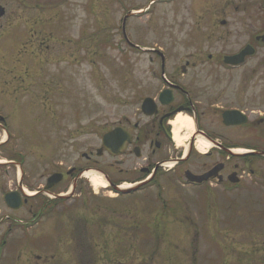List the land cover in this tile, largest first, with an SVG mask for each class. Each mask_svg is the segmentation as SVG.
<instances>
[{
  "label": "rangeland",
  "instance_id": "obj_1",
  "mask_svg": "<svg viewBox=\"0 0 264 264\" xmlns=\"http://www.w3.org/2000/svg\"><path fill=\"white\" fill-rule=\"evenodd\" d=\"M0 5L6 10L0 19V143L5 130L10 134V141L0 144V160L24 164L30 193L40 191L58 164L79 165L111 127L125 119L134 125L143 98L166 87L164 79L184 83L187 78L171 75L181 74L191 55H201L205 63L200 80L211 82L214 75L220 83L224 106L264 114V44L241 67L222 61L262 32L264 0H0ZM129 12L139 14L126 24ZM124 24L130 43L141 49L127 43ZM148 49L164 54L165 74L161 56ZM194 153L197 169L205 160ZM8 166L0 170V264H25L33 246L65 248L62 257L69 261L60 264H75L76 249L70 248L71 235L56 208L35 223L29 222L28 210L8 211L2 201L4 182L11 177ZM15 180L10 178V185L18 187ZM184 182L171 194L162 191L176 207L170 216L175 226L157 232L140 228L139 233L130 227L124 230L130 241L122 247L108 239L100 248L84 236L77 264H264L262 227L255 224L259 209L252 215L239 207L220 208ZM100 194L104 200L114 197L102 188ZM163 213L170 215L169 209ZM39 236L44 237L33 240Z\"/></svg>",
  "mask_w": 264,
  "mask_h": 264
},
{
  "label": "flooded vegetation",
  "instance_id": "obj_2",
  "mask_svg": "<svg viewBox=\"0 0 264 264\" xmlns=\"http://www.w3.org/2000/svg\"><path fill=\"white\" fill-rule=\"evenodd\" d=\"M254 40L255 42L251 41L252 43L248 45L256 46L258 51L262 50L260 46L264 44V29L254 37ZM186 64L187 69L183 74L177 71L176 77L171 75V79L182 76L187 78L184 83L179 80L170 81L168 87H164L158 93L149 91L142 100L143 103L146 98H152L157 102L162 91L168 90L174 100L171 105L159 104L158 113L153 117H146L140 107L138 121L134 125L130 120L125 119L102 134L103 136L115 127H123L130 133L131 143L123 156L113 157L103 149L102 143L97 148H89L82 156L83 161H78L79 165L65 168L63 163L58 164L56 170L43 179L44 184L40 186V191L36 195L23 198L21 211L28 210L31 218L38 216L44 218L49 209L50 211L57 209L58 216L64 223L63 226L68 229H64L65 233L71 235L70 248L76 249L75 264L81 249H85L84 236L87 241L95 242L98 246L100 242L102 248L106 246L108 239L110 241L116 239L115 243H119L118 246L122 247L130 241L127 231H124L130 227L135 229L136 233L142 231L140 228L157 232L172 227L175 221L169 218L175 215L176 207L167 203L163 192L171 194L176 189L177 183L187 181V171L198 176L211 174L210 180L201 186L186 184L187 187L198 192L200 199L209 201L212 198L220 203V208L229 207L236 210L239 207L242 212L252 215H255V209H259L255 224H260L262 229L258 232L264 237V114H258L251 107L242 109L236 106H224L222 98L225 91L215 80L216 77L212 75L211 82L209 77L200 80L202 75L199 74V69L205 68L201 55L190 56ZM178 110L185 111L193 118L196 126L195 135H203L212 144V150L204 158L197 159L205 160L197 169L192 164L195 160L197 136L192 137L190 141L187 158L181 157L184 150H178L180 147L173 145L175 141L170 123L174 119L173 113ZM226 112H239L245 118L238 115L239 123L234 121V125H226L224 121ZM243 149L247 150L244 154L236 153ZM145 151L147 156L144 158ZM164 152L167 155H161ZM134 158L143 160V163H134ZM170 160L176 162L175 168L171 172L165 171L162 165ZM130 163L133 165L128 167ZM17 164L21 163L14 161L6 169L10 178L14 180H18L22 169L19 186L15 187L16 182L10 185L8 178L4 182L6 185L3 197L9 192L21 191L25 183H28L24 166L21 164L19 168ZM186 166L197 171L183 169ZM2 168L0 167V170ZM93 169L105 175L110 192L123 189L125 185L133 186L132 190L123 193L124 195H117L115 199L104 200L85 179L86 172ZM54 174L61 175L60 183L49 181ZM27 187L29 188V185ZM48 193L54 196L49 197ZM150 195H153L152 199ZM168 209L170 215L163 213ZM154 210H156L155 215H153ZM139 211H141L140 217ZM134 212L137 213L133 215ZM161 217L165 220L162 221ZM38 238L35 237V240ZM60 242L63 243L62 240ZM59 248L47 250L49 248L30 247L25 264H40V262L60 264L63 261L67 263L69 259L62 257L67 253L65 248L63 250ZM52 251L53 253H50ZM47 254H51V257L49 258Z\"/></svg>",
  "mask_w": 264,
  "mask_h": 264
},
{
  "label": "water",
  "instance_id": "obj_3",
  "mask_svg": "<svg viewBox=\"0 0 264 264\" xmlns=\"http://www.w3.org/2000/svg\"><path fill=\"white\" fill-rule=\"evenodd\" d=\"M4 15H5V10L0 6V18L3 17ZM124 28H125V26H124ZM253 54H254V50L252 48L248 47L246 50H244L241 54H239L237 56L226 57L225 63L233 65V66H238L244 62V60L247 56H251ZM164 98H165V95L163 94L161 97L162 103L163 104L168 103V102L164 101ZM143 111L149 116L157 113L156 105L154 104L153 100L147 99L144 102ZM231 118L235 119L234 113H229L228 116L226 117L227 120L231 119ZM103 140H104L105 147L110 152H112L115 155H119L124 150L126 142L130 141V138L122 129L117 128L115 131L105 135ZM57 176L58 175L53 176L50 180L56 179ZM196 178H197L196 182L201 184L204 181H207L209 179V175L204 176V177H196ZM58 181H60V178L58 179ZM17 196L19 198L18 193H15V194L11 193V194L6 196V202H7L8 206L12 209H19L21 207V204L19 203L20 199L18 200Z\"/></svg>",
  "mask_w": 264,
  "mask_h": 264
},
{
  "label": "bare ground",
  "instance_id": "obj_4",
  "mask_svg": "<svg viewBox=\"0 0 264 264\" xmlns=\"http://www.w3.org/2000/svg\"><path fill=\"white\" fill-rule=\"evenodd\" d=\"M172 127V133L174 136V141L176 142L177 146L181 148H185L186 152L188 151V143L190 139L194 136L196 137V145L197 149L201 154H206L209 150L212 148V144L208 142L203 136L201 135H195V126L193 120L184 115L179 114L177 115L170 123ZM8 138V134L4 135L3 142H6V139ZM237 154H244L243 151H237ZM0 164L5 165L8 164L5 160H0ZM170 167V165L168 166ZM86 176L89 178L90 182L94 186L96 191H99L100 188H106L108 186V183L106 182L104 176H102L99 173L96 172H88ZM127 188V187H125ZM30 196L33 194L26 191Z\"/></svg>",
  "mask_w": 264,
  "mask_h": 264
}]
</instances>
